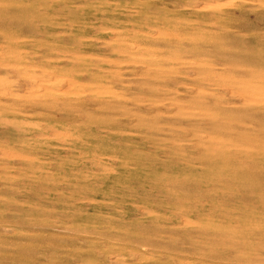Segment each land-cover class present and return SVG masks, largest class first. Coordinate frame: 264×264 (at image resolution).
<instances>
[{"label":"rangeland","instance_id":"obj_1","mask_svg":"<svg viewBox=\"0 0 264 264\" xmlns=\"http://www.w3.org/2000/svg\"><path fill=\"white\" fill-rule=\"evenodd\" d=\"M0 264H264V0H0Z\"/></svg>","mask_w":264,"mask_h":264}]
</instances>
